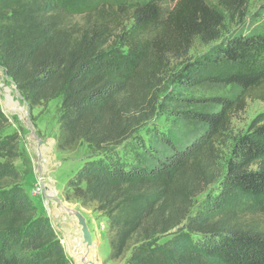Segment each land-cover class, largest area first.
<instances>
[{"label":"trees","instance_id":"16d2710c","mask_svg":"<svg viewBox=\"0 0 264 264\" xmlns=\"http://www.w3.org/2000/svg\"><path fill=\"white\" fill-rule=\"evenodd\" d=\"M248 2L0 0L2 68L29 107L60 100L57 149L85 143L94 152H122L87 161L68 184V196L106 218L111 260L264 264V228L245 215L253 206L264 213V112L228 144L232 117L264 89V32L236 30L188 57L196 39L221 38L226 16L243 20ZM171 60L183 61L185 86L224 84L236 93L194 112L203 131L161 158L151 123ZM8 127L0 109V264H68L54 229L20 186V140L3 135ZM220 178L215 196L196 205Z\"/></svg>","mask_w":264,"mask_h":264},{"label":"rangeland","instance_id":"374dc122","mask_svg":"<svg viewBox=\"0 0 264 264\" xmlns=\"http://www.w3.org/2000/svg\"><path fill=\"white\" fill-rule=\"evenodd\" d=\"M206 2L216 5V0H206ZM263 15L264 0H249L243 20L231 21L226 16L221 38L209 44L196 39L189 51V59L193 60L209 52L212 47L221 43L236 30L243 33L264 32ZM182 66V60H171L163 75L164 91L161 93V107L151 123V127H154L157 132L158 139L161 137V141L157 140L154 143L156 152L151 150L157 157L163 158L165 152L175 146L185 145L203 131L205 125L194 118V112L213 110L216 106L211 101L212 98L230 97L236 93L233 86L224 84L187 87L180 80ZM0 109L9 120V127L3 135L17 134L20 140L21 156L16 162L23 177L20 186L37 208L38 214L45 217L54 229L68 264H76L65 244L67 236L79 229L74 216L75 211L83 215L95 246L100 248L98 264H126V258L121 260L109 258L107 224L103 214L95 210L93 204L83 206L78 200L68 196L71 194L68 184L83 164L96 158L115 159L122 152L119 149L107 153L94 152L85 143L79 144L74 151L60 152L56 147L61 113L60 100H52L44 106L29 107L13 82L5 75L1 62ZM262 112H264V89L263 92L247 98L243 110L232 117L228 144L232 145L234 138L246 132L251 122ZM147 136L148 134L144 131L143 137L146 139ZM163 139L168 141L163 143ZM135 149L134 144L131 152ZM227 150L225 157H227ZM130 157L128 155V159H131ZM38 179L41 180L43 191L33 194L31 190ZM221 179L196 198V205L203 204L208 197L215 196L221 186ZM51 189L54 193L56 192L55 197L49 195ZM245 215L246 220L258 219L264 228V213H260L258 208L253 206L246 209ZM172 237L173 235L169 234L158 242L162 244Z\"/></svg>","mask_w":264,"mask_h":264},{"label":"bare ground","instance_id":"6f19581e","mask_svg":"<svg viewBox=\"0 0 264 264\" xmlns=\"http://www.w3.org/2000/svg\"><path fill=\"white\" fill-rule=\"evenodd\" d=\"M49 192L50 196H55L56 192L54 193L53 189H51ZM79 231L80 227L79 229L75 230L73 234L67 236L65 244L68 252L76 264H88L89 262L98 264V260L101 255L100 248L95 246V241H93L92 245L90 246L84 243Z\"/></svg>","mask_w":264,"mask_h":264},{"label":"water","instance_id":"95a60500","mask_svg":"<svg viewBox=\"0 0 264 264\" xmlns=\"http://www.w3.org/2000/svg\"><path fill=\"white\" fill-rule=\"evenodd\" d=\"M52 197H55V196H52ZM74 216L77 220L78 226L80 227V233H81V237H82L83 242L86 243L88 246L92 245V243H93L92 236H91V233L87 227L85 218L78 211L74 212ZM88 264H95V263L89 262Z\"/></svg>","mask_w":264,"mask_h":264},{"label":"built area","instance_id":"2783aa9c","mask_svg":"<svg viewBox=\"0 0 264 264\" xmlns=\"http://www.w3.org/2000/svg\"><path fill=\"white\" fill-rule=\"evenodd\" d=\"M42 191H43V185L41 184V180L38 179L36 185L31 190V193H33V194L42 193Z\"/></svg>","mask_w":264,"mask_h":264},{"label":"crops","instance_id":"0c3cea01","mask_svg":"<svg viewBox=\"0 0 264 264\" xmlns=\"http://www.w3.org/2000/svg\"><path fill=\"white\" fill-rule=\"evenodd\" d=\"M40 144H41V142H40Z\"/></svg>","mask_w":264,"mask_h":264}]
</instances>
